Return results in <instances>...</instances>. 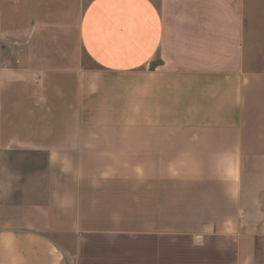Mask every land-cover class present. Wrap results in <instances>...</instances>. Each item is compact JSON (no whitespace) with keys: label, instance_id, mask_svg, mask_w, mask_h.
Wrapping results in <instances>:
<instances>
[{"label":"crops","instance_id":"obj_1","mask_svg":"<svg viewBox=\"0 0 264 264\" xmlns=\"http://www.w3.org/2000/svg\"><path fill=\"white\" fill-rule=\"evenodd\" d=\"M40 3L0 41V264H264V0Z\"/></svg>","mask_w":264,"mask_h":264},{"label":"rangeland","instance_id":"obj_2","mask_svg":"<svg viewBox=\"0 0 264 264\" xmlns=\"http://www.w3.org/2000/svg\"><path fill=\"white\" fill-rule=\"evenodd\" d=\"M35 2L38 0H0V18L2 19H0V32H4L0 41L4 47L5 59L11 58V46L16 39L11 36L14 28L20 30L28 28L30 14L32 15H30L31 19H48L49 12L45 5L35 4ZM50 7L54 8L57 13L61 10L59 4Z\"/></svg>","mask_w":264,"mask_h":264}]
</instances>
